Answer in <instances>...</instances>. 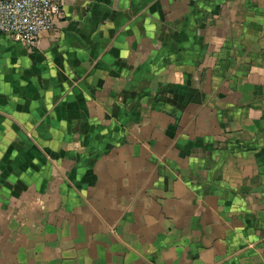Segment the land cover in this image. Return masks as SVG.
<instances>
[{"label":"crops","instance_id":"1","mask_svg":"<svg viewBox=\"0 0 264 264\" xmlns=\"http://www.w3.org/2000/svg\"><path fill=\"white\" fill-rule=\"evenodd\" d=\"M0 35V264H264V0H60Z\"/></svg>","mask_w":264,"mask_h":264},{"label":"built area","instance_id":"2","mask_svg":"<svg viewBox=\"0 0 264 264\" xmlns=\"http://www.w3.org/2000/svg\"><path fill=\"white\" fill-rule=\"evenodd\" d=\"M60 0H0V35L29 47L43 32H52L62 16Z\"/></svg>","mask_w":264,"mask_h":264}]
</instances>
